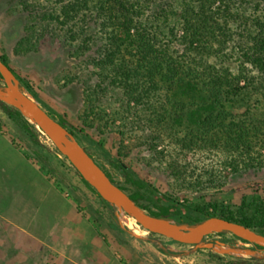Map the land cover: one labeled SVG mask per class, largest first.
Wrapping results in <instances>:
<instances>
[{
  "label": "rangeland",
  "instance_id": "374dc122",
  "mask_svg": "<svg viewBox=\"0 0 264 264\" xmlns=\"http://www.w3.org/2000/svg\"><path fill=\"white\" fill-rule=\"evenodd\" d=\"M183 1H172L176 13L168 26L187 29L197 49L213 51L209 59L218 66L225 46L235 49L230 30L238 31L247 16L264 20V3L236 2L228 8L222 0H187L192 10L186 22ZM56 9L54 0H0V54L31 81L36 97L21 85L37 102L56 118L65 113L69 130L128 192L151 209L158 190L162 203L186 202L206 214L214 203L238 210L254 195L264 199V143L254 145L251 159L244 149L185 145L187 129L173 115L152 124L149 108L134 101L127 114L126 99L115 87L98 101L104 117L91 113L85 81L94 71L114 68L116 61L95 56L103 37L94 12H83L86 17L76 28L84 25L87 31L70 39L66 29L44 16ZM82 45L83 55L77 50ZM174 47L183 50L178 42ZM236 49L225 62L234 73ZM44 55L53 60L41 69L32 59ZM92 76L94 83L97 76ZM242 85L243 92L227 101L237 118L255 113L256 107L264 110V93ZM120 159L131 165L137 180L153 187L127 182L117 167ZM122 212L99 197L42 129L28 128L0 103V264H264V250L229 231L204 240L217 248H197L145 228L147 233L138 235L122 223Z\"/></svg>",
  "mask_w": 264,
  "mask_h": 264
},
{
  "label": "trees",
  "instance_id": "16d2710c",
  "mask_svg": "<svg viewBox=\"0 0 264 264\" xmlns=\"http://www.w3.org/2000/svg\"><path fill=\"white\" fill-rule=\"evenodd\" d=\"M90 1L54 0L56 11L45 12L44 16L66 29L70 39H75L76 36L85 34L87 31L84 25L79 30L76 28L86 17L83 13L85 10L89 13L94 12L99 18V32L103 39L95 51V56L112 57L116 65L108 71H94L85 81L86 84L88 83L85 92L89 96L86 99L87 108L91 113L104 117V114L97 110L98 101L108 93L109 89L115 87L126 99L127 114L131 112V103L134 101L137 107L144 105L149 108V120L152 124L159 125L165 118L173 115L177 124H182L187 129L188 137L183 139L185 145L191 146L198 143L202 146L221 145L237 151L244 149L248 157L252 158L250 154L254 145L264 143V110L258 112L259 108L256 107L255 113L237 118L228 107L227 101L230 99L234 101V98L243 92L246 86L242 85V82L247 85L252 84L253 89L264 93L263 19L247 16L238 24V31L230 30L229 40L233 41L232 47L235 49L225 46V52L217 55L223 64L218 66L217 62L209 59L213 51L205 54L197 49L195 45L197 43L190 38L187 29L180 31L176 26H168L171 15L176 13L172 2L174 0H93L92 5ZM222 1L227 7L236 2H255L257 7L264 3V0ZM183 3L185 5L181 17L187 22L192 6L187 0ZM31 34H33L32 31ZM88 42L86 41L85 44ZM175 42L183 45L182 51L174 47ZM82 47L84 45L77 50L83 55L86 52L82 50ZM236 48L240 54L236 57L238 70L234 73L230 65H225V62L236 54ZM0 55L13 69L23 86L36 97L31 81L17 72L6 56ZM95 56L91 55L88 60L93 61ZM32 60L40 64L39 68L45 69L53 58L44 55ZM92 75L97 76L94 83ZM0 80L4 82L1 74ZM3 87L4 85L0 83V88ZM0 103L8 106L10 113L19 116L28 128L31 126L37 129V126L25 118L16 107L2 100ZM57 119L68 127L69 121L65 113ZM70 131L74 134L72 130ZM153 147L155 148V145ZM117 167L122 170L127 182L136 181L138 187H153L145 179L137 180L131 171V165L122 159ZM108 175L114 183L128 192L125 185L113 179L109 173ZM85 182L114 211L117 210L116 206L108 203L94 187ZM156 192L159 196L154 202L155 209L140 202L135 193H128L152 215L174 221L178 225L193 226L208 217L219 216L253 227L264 234V199L258 195H254L249 202H243V206L238 210L230 207L220 208V210L214 203L212 210L206 214L203 210L186 202L169 199L164 204L161 193L158 190ZM114 215L116 217L115 212ZM253 245L257 249L264 250L263 246L256 243ZM242 263H246V260Z\"/></svg>",
  "mask_w": 264,
  "mask_h": 264
},
{
  "label": "water",
  "instance_id": "95a60500",
  "mask_svg": "<svg viewBox=\"0 0 264 264\" xmlns=\"http://www.w3.org/2000/svg\"><path fill=\"white\" fill-rule=\"evenodd\" d=\"M0 74L4 87L0 100L16 107L22 115L42 129L58 150L75 166L87 181L108 203L137 219L149 232L166 236L197 248H217V243L204 240L216 232L229 231L234 235L264 247V234L242 223L219 216H211L193 226L178 225L174 221L152 215L129 193L114 183L101 165L89 154L77 137L56 117L35 100L21 85L13 69L0 55ZM223 246V245H222ZM220 250V249H219ZM260 250V249H259Z\"/></svg>",
  "mask_w": 264,
  "mask_h": 264
},
{
  "label": "bare ground",
  "instance_id": "6f19581e",
  "mask_svg": "<svg viewBox=\"0 0 264 264\" xmlns=\"http://www.w3.org/2000/svg\"><path fill=\"white\" fill-rule=\"evenodd\" d=\"M120 220L124 225H126L129 229H131L136 234L140 235L143 232L147 233V230L137 221V219L131 215H128L124 211L120 216Z\"/></svg>",
  "mask_w": 264,
  "mask_h": 264
},
{
  "label": "flooded vegetation",
  "instance_id": "af4514ba",
  "mask_svg": "<svg viewBox=\"0 0 264 264\" xmlns=\"http://www.w3.org/2000/svg\"><path fill=\"white\" fill-rule=\"evenodd\" d=\"M86 149V148H85ZM87 150V149H86ZM88 151V150H87ZM89 152V154H92L90 151H88ZM92 156H93V154H92ZM94 157V156H93ZM95 159V158H94ZM96 160V159H95ZM97 161V160H96ZM98 162V161H97ZM99 163V162H98ZM100 164V163H99ZM101 165V164H100ZM101 167L106 171V172H108L102 165H101ZM109 173V172H108ZM107 173V174H108ZM110 174V173H109ZM111 175V174H110ZM112 176V175H111ZM113 178V177H112ZM114 179V178H113Z\"/></svg>",
  "mask_w": 264,
  "mask_h": 264
},
{
  "label": "crops",
  "instance_id": "0c3cea01",
  "mask_svg": "<svg viewBox=\"0 0 264 264\" xmlns=\"http://www.w3.org/2000/svg\"><path fill=\"white\" fill-rule=\"evenodd\" d=\"M30 237H32L31 235H29ZM34 236V235H33ZM34 238V237H33ZM36 239H38V237L36 238Z\"/></svg>",
  "mask_w": 264,
  "mask_h": 264
}]
</instances>
